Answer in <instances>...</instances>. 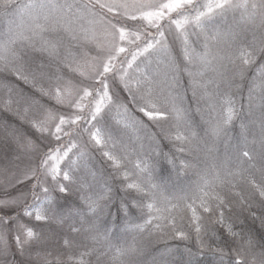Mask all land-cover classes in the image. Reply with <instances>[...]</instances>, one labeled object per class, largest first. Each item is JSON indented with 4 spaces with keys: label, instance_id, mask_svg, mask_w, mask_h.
Listing matches in <instances>:
<instances>
[{
    "label": "snow or ice",
    "instance_id": "obj_1",
    "mask_svg": "<svg viewBox=\"0 0 264 264\" xmlns=\"http://www.w3.org/2000/svg\"><path fill=\"white\" fill-rule=\"evenodd\" d=\"M0 92V264H264V0H0Z\"/></svg>",
    "mask_w": 264,
    "mask_h": 264
},
{
    "label": "rangeland",
    "instance_id": "obj_2",
    "mask_svg": "<svg viewBox=\"0 0 264 264\" xmlns=\"http://www.w3.org/2000/svg\"><path fill=\"white\" fill-rule=\"evenodd\" d=\"M186 79V77H185ZM237 83L240 85V89H232V91L235 93V99L237 101V106H239L240 102H241V97L247 96V90H248V81H239L237 80ZM20 88L24 89L25 91H27V86H25L24 84H20L19 85ZM5 98L4 93L0 92V101H2ZM46 103V101H45ZM31 111H33L32 109H30V113ZM2 119H7L9 120V122H13V118L11 116H9L7 113H3L2 111H0V120ZM194 119L199 120V117L196 116L194 114ZM238 123L237 122V127L233 130V135L238 132ZM35 138V137H33ZM167 150V149H166ZM221 150H222V145H221ZM88 166L90 168H92L94 171L97 172H104L105 169H107L108 165L102 160V158L100 157V155L97 153L94 155V157L88 161ZM105 175H107V173H104ZM164 176L167 175V173L165 172L163 174ZM191 176V174H190ZM191 179H195L194 176H191ZM116 209L113 208V212H115ZM112 218L109 217L108 218V224L107 227L112 228V223H111ZM135 223H140V221H134ZM102 223V227H103V221ZM248 223L250 224L251 221H248ZM116 224L119 226L120 229H122L124 227L123 225V221L122 218L120 220L116 221ZM255 227L257 229H259V221L256 222ZM184 230L187 231V227L184 226ZM193 235V239L190 241H181V240H176L172 238V234L171 232L167 233L166 235H164L163 237L160 236H153L151 239L148 238H140L145 246V254L143 256V260L145 262V264H151L152 261V257L154 256H158L160 252L164 251L165 248H169L172 249V254L171 257H175L177 259H179V252L176 251V249H180L181 251L187 246V247H192L195 243L194 240V233ZM140 242V241H138ZM195 250V249H194ZM201 264H212V257L209 255H205V257L202 259Z\"/></svg>",
    "mask_w": 264,
    "mask_h": 264
}]
</instances>
